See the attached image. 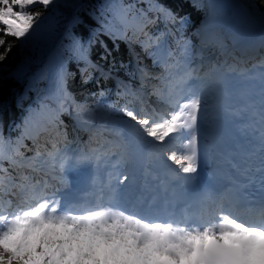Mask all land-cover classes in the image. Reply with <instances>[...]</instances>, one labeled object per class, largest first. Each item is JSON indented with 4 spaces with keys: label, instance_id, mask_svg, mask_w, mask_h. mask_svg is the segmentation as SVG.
<instances>
[{
    "label": "snow or ice",
    "instance_id": "obj_1",
    "mask_svg": "<svg viewBox=\"0 0 264 264\" xmlns=\"http://www.w3.org/2000/svg\"><path fill=\"white\" fill-rule=\"evenodd\" d=\"M53 3L0 0V48L4 49L0 61L11 51L7 37L26 42L38 31L40 13L32 8H48ZM156 10L165 19H175L162 6L157 5ZM61 91L71 96L63 78ZM189 92L177 89L163 96L166 107L161 112L153 110L152 115L121 110L134 122L129 124L133 132L144 143L150 141L158 156L178 166L177 171L183 174L198 172L203 141L199 125L208 112L204 93L189 96ZM177 140L186 143L177 149L173 146ZM121 147L130 158L127 143ZM260 170L264 171V163ZM127 179L125 175L123 180ZM30 200L21 201L7 213L0 209V264H264V211L259 218L245 220L221 210L199 223L153 222L138 218L135 205L126 210L115 198L82 214L62 205L55 194H33Z\"/></svg>",
    "mask_w": 264,
    "mask_h": 264
},
{
    "label": "trees",
    "instance_id": "obj_2",
    "mask_svg": "<svg viewBox=\"0 0 264 264\" xmlns=\"http://www.w3.org/2000/svg\"><path fill=\"white\" fill-rule=\"evenodd\" d=\"M252 1L264 14V0ZM79 3H85V6L76 12L71 39L63 38L57 47V56L65 68L63 80L71 94L68 97L75 109L87 104L95 114L116 120L127 119L121 110L130 109L132 105L118 97L122 85L115 79L132 89L138 88L141 83L136 77L134 62L144 64L151 71L153 58L150 53H155L160 47L167 48L172 54L168 56L169 69L174 63L178 65L184 44H188L195 56L199 46L194 32L207 19L192 0H59V3L54 0L48 8L33 7L32 11L40 13L39 28L53 26L54 29L38 31L26 42L6 38L12 47L6 59L0 61V149L21 156L30 155L31 152L24 151L41 135H47L50 141V144H45L46 156L52 153L51 144L56 149L59 143L71 145V119L47 95L42 64L62 38ZM157 5L170 10L175 19H165L164 14L156 10ZM144 26L147 28L142 33ZM129 38L133 41L131 48L139 56L137 60L128 47ZM152 38L156 44L141 53L144 43ZM3 50L0 48V52ZM215 52L210 51L209 56H214ZM102 56L107 59H101ZM86 62L99 64L108 75L93 71L88 83H84L80 76ZM156 95L152 91L150 98L155 99ZM4 170L12 172L9 168ZM23 183L27 180L24 179Z\"/></svg>",
    "mask_w": 264,
    "mask_h": 264
},
{
    "label": "bare ground",
    "instance_id": "obj_3",
    "mask_svg": "<svg viewBox=\"0 0 264 264\" xmlns=\"http://www.w3.org/2000/svg\"><path fill=\"white\" fill-rule=\"evenodd\" d=\"M217 2L218 3H216L215 5H217L221 10L220 18L216 22L213 19L212 15L205 14V16H207V19L204 22L206 24V32H204V38L210 36L211 34L218 37L223 36L224 38V41L222 42L219 40L223 48V54H225V60H223L222 63L223 71L220 75V80L223 81L224 77L229 78L234 76V74L240 72L242 70L241 67L246 64V70L235 75L233 78L237 76L238 79L242 80V82L244 83L243 91L245 93H249V95L251 96H254L253 99H250L251 103L254 99L257 100L254 104L251 105H256V107L260 105L263 110L262 113L264 114V64L260 63V60L258 59L260 54H262V52L264 53V33L257 36H247V39L241 38L242 29L246 30L247 28H249L248 25L250 24L257 26L259 22L250 15V12L248 11L246 5L239 3V0H217ZM201 25L196 29L197 31H202ZM211 26L214 28H211ZM259 29L261 31H264V27H262L261 25ZM252 60H258L259 63L253 66V64H249ZM45 66L46 67L43 68H46L48 70V77L51 83V80L56 76H60L61 73V62L57 56V50H51L47 54ZM219 85L220 82L218 84V87ZM246 100L247 99H241L242 102ZM207 104L208 112L204 120L205 124H209L210 121L215 117V100L212 99V101H208ZM77 127V130H79V132H81L80 134L83 135L82 143L85 144L86 137L84 138V134L86 133V130H83L82 124L78 121ZM104 133L109 134L106 132ZM154 151L157 152V149L155 148ZM118 153H120L122 157L125 156L122 150L118 151ZM88 161L93 164L97 163L91 160ZM77 166L78 164H74L73 166H71L70 171L76 169ZM168 168V174L172 176V181L167 185L168 189L175 190L179 194H181L184 193V189L181 188L182 186L179 189L176 188V184H179L181 182H183V185L194 183L196 174H193L192 179L183 181L180 174L174 173V171L177 170L178 166L172 163L170 166H168ZM0 185L2 186V190L5 194V202L8 203V201L11 200V203L0 204V206H6L10 208V205H12V200H17V188L12 179L6 176H0ZM150 193H152V191L147 190L143 194ZM255 218L256 217H254L253 219Z\"/></svg>",
    "mask_w": 264,
    "mask_h": 264
},
{
    "label": "rangeland",
    "instance_id": "obj_4",
    "mask_svg": "<svg viewBox=\"0 0 264 264\" xmlns=\"http://www.w3.org/2000/svg\"><path fill=\"white\" fill-rule=\"evenodd\" d=\"M192 1H193V4L198 9H201L205 14L212 15L213 16V19L216 22L219 20L221 10H220V8H218L217 5H215L216 3H218L217 0H192ZM55 2L56 3H59V0H55ZM239 3L240 4H243V5H246L247 8H248V11L250 12V15L253 16V18L255 20H257L262 27H264V14H262L257 9L256 5L254 4V2L252 0H239ZM83 5L85 6V3H79L77 5V7L75 9V14H74L75 17L73 16L72 19H75L76 18V12H79L80 11V10L77 11L78 8H79V6H81L82 9L84 8ZM205 25H206L205 23H202V25H201L202 31L196 32L197 37H199V40L201 41V44L204 45V46H202L201 47V50L197 53V57H198L199 60L194 64V66L196 67L195 70H197L196 75H201V76L202 75H205L206 76V74H207V76L209 77V81L207 83H205V86H209V88L210 87L214 88L215 84L217 83V75L219 73H221L222 70H220V68L218 70H216V71L208 70V68L206 69V65L207 64L208 65H213V63H214V61H212L214 59V56L213 57H211V56L208 57V51L209 50L212 51V50H214V48L215 49H218L217 50L218 52L215 53V56L218 55L220 52H223V48H221V43L219 42V40L222 42V41H224V38H223V36H219L218 37V36L213 35V34H211L210 36L204 38V32H206V26ZM211 28H214V27L211 26ZM44 31H46V29H44ZM129 41H130V43H132V38H131V40L129 38ZM60 43L61 42L58 41L57 44L59 45ZM58 45L56 46V50H57ZM130 52H131L133 58L135 60H137V58L139 56L137 57L136 51L133 49ZM221 57L224 60L225 54H222ZM46 58H47V56L45 57L44 62L42 64L43 67H46L45 66V60H46ZM183 59H184L183 60V63L186 66H190L191 65L190 64L191 62H190L189 58L187 57V55L186 56L184 55V58ZM163 61H164L163 53H160L158 56H156L155 62H156L157 65L163 64ZM253 62L254 61H251L250 63H253ZM254 63H257V61H255ZM89 67L91 69H96V66L95 65L88 66V68ZM133 67H134V70L138 72L140 82L143 83V86L144 87L142 86V87H139L138 89L134 90V89H131V86L130 85H127V84L125 85L124 84L121 87V90L122 91L119 92V95L125 94V96H128V94H131L133 96V95H135V94L138 93L137 94L138 98L141 99L143 102H145L146 105H149L148 107H146L147 108L146 110L148 111L149 108L150 109H153L154 106L151 105V104H149L147 102V100L145 99V97H144L148 93V91H149L148 89H146L145 85H148L150 83L155 84L156 81H157V79L155 77H153L155 75L150 76V75H148V74L145 73L147 70L144 68V64H142V66L138 67L137 64L135 63V65ZM88 68L86 67V70H85V68H83V70L85 71L84 72L85 76L83 78V81L90 76V73H89L90 71H89ZM98 68H99V65L97 66V69ZM222 68H223V66H222ZM103 70L105 71L103 73L106 74L107 73L106 70L105 69H103ZM60 71L63 72L64 71V68L61 67ZM62 74L63 73H60L61 76H62ZM144 83H145V85H144ZM131 90L134 91L135 94H133ZM140 105H141V103H140ZM62 106H63L64 112H66L68 114L71 113V117L72 118L74 117L76 119V121H78L79 123H81L83 125V127H82L83 130H87V128H90V127H95L96 128L90 134H87V136H86L87 137V140L90 139V136H93V135L96 136V134H98L100 131L101 132L110 133V134L112 133V135L114 137H116L115 136L116 134H113L114 133L113 132V128L114 127L119 126V125H127V126H129L130 123H134V122H129L127 119H118V120L115 119L114 120V119H111V118L106 117V116H103V115L95 114L90 109V106L87 105V104H84L82 106V108H80V109L74 110L72 101H67L66 99H63ZM73 122H74V119H73ZM73 129L75 131V134H77V136H78L77 137V142H76L77 143L76 149L81 150V152H82V154L84 156H87V157L90 156L91 159H94L99 164H102L103 161H104V159H105L104 154L102 152H93L92 150H90L88 148V144H86V142H85V144L82 143V139H83L82 136L83 135L80 134L81 132H79V130H77V128H76L75 125H74ZM97 130H99V131H97ZM114 143H116V145H118L117 142H114ZM149 143L152 145V143L150 141H149ZM121 145H123V144H120V146ZM173 146L175 148H180L179 145H176L175 143H174ZM70 151L71 150H69V148H65V150L63 151L62 160L58 164L59 166L60 165H63L64 166V170H63V175L64 176H67V175L70 174V172L68 170L70 168V166H72L75 163H78L79 162V158L78 157L76 158V156H74V155L72 156V154L69 155V153H71ZM177 154L180 155L181 152L178 151ZM68 155H69V157H68ZM97 157H100V158H97ZM1 158H2V156L0 155V159ZM162 159L165 160L166 162H168L169 165L172 164V162L171 161H167L166 158H162ZM41 161H42L41 157L35 155L32 158H30V160L28 161V163H26V162L25 163L28 164V166H31V164H32L33 167L34 166L39 167L40 164H41ZM104 164L106 166L110 165L109 168L113 167L115 170H118V172L119 171L126 172L125 169H127V167H125V168L120 167L119 164H117L114 161H111L110 162V159H109V162L108 161L107 162H104ZM51 171L52 170L49 169V172H51ZM176 173L180 174L182 177H184V176L187 175V174H183L182 172H178V171H176ZM118 177H119V180H123V177L124 176H121L119 174ZM59 182L62 183V181H60V180H59ZM127 197L128 198H131L132 197V193H131L130 190L128 191Z\"/></svg>",
    "mask_w": 264,
    "mask_h": 264
},
{
    "label": "water",
    "instance_id": "obj_5",
    "mask_svg": "<svg viewBox=\"0 0 264 264\" xmlns=\"http://www.w3.org/2000/svg\"><path fill=\"white\" fill-rule=\"evenodd\" d=\"M84 6V5H83ZM82 9V7L81 6H79V8H78V10L77 11H79V10H81ZM75 17V16H74ZM61 40H62V38L59 40L60 42H61ZM58 45V44H57ZM56 45V46H57ZM56 46L52 49V50H56Z\"/></svg>",
    "mask_w": 264,
    "mask_h": 264
}]
</instances>
